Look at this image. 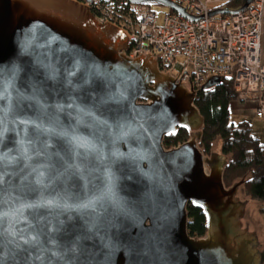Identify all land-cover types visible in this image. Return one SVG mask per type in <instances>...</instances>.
<instances>
[{
	"label": "water",
	"instance_id": "1",
	"mask_svg": "<svg viewBox=\"0 0 264 264\" xmlns=\"http://www.w3.org/2000/svg\"><path fill=\"white\" fill-rule=\"evenodd\" d=\"M128 46L75 0H0V264H264L245 179L226 186L228 157L200 147L197 90Z\"/></svg>",
	"mask_w": 264,
	"mask_h": 264
},
{
	"label": "built area",
	"instance_id": "2",
	"mask_svg": "<svg viewBox=\"0 0 264 264\" xmlns=\"http://www.w3.org/2000/svg\"><path fill=\"white\" fill-rule=\"evenodd\" d=\"M75 1L101 23L125 33L129 46L124 53L132 58L152 55L177 83L196 89L208 82L209 74L232 77L238 99L256 101V116L264 121V0H254L241 12L214 16L216 8L209 4L220 0H169L197 19L169 8L162 11V25L151 7L158 2Z\"/></svg>",
	"mask_w": 264,
	"mask_h": 264
},
{
	"label": "trees",
	"instance_id": "3",
	"mask_svg": "<svg viewBox=\"0 0 264 264\" xmlns=\"http://www.w3.org/2000/svg\"><path fill=\"white\" fill-rule=\"evenodd\" d=\"M245 0H228L220 4L216 10H237ZM211 83L206 86L207 83ZM200 88H196L195 105L204 118L200 147L206 155L214 149L228 157L225 167L224 182L231 186L245 179L238 195L251 202L264 203V141L253 133L248 121L231 122V104L238 99L230 76L212 77ZM190 132L180 128L177 134H171L164 140L166 148L178 146L189 138ZM264 212V209H262ZM190 236H204L206 219L203 211L188 206Z\"/></svg>",
	"mask_w": 264,
	"mask_h": 264
},
{
	"label": "rangeland",
	"instance_id": "4",
	"mask_svg": "<svg viewBox=\"0 0 264 264\" xmlns=\"http://www.w3.org/2000/svg\"><path fill=\"white\" fill-rule=\"evenodd\" d=\"M228 1V0H221ZM210 8H216L218 3L209 4ZM151 7L157 13V24L162 25V11H168L169 8L162 4H152ZM213 76L209 74L207 79H211ZM257 102L254 100L241 101L236 99L231 104V122L248 121L252 125L253 133L264 141V121L256 116ZM213 152H219L214 149ZM242 200H245L241 198ZM264 203L255 201L248 205L247 213L245 217V224L259 237L261 243V250L264 249Z\"/></svg>",
	"mask_w": 264,
	"mask_h": 264
},
{
	"label": "snow or ice",
	"instance_id": "5",
	"mask_svg": "<svg viewBox=\"0 0 264 264\" xmlns=\"http://www.w3.org/2000/svg\"><path fill=\"white\" fill-rule=\"evenodd\" d=\"M3 93L0 92V96H2ZM4 160V157L2 155H0V163H2ZM2 184H3V174L0 173V202H2V198H3V190H2ZM6 213L0 212V246L3 245L4 243V229L2 228V224H3V220L5 217ZM9 236H12L11 233L8 234ZM35 239H37L36 237H33L32 240L35 241ZM17 242H18V238H17ZM2 259V258H0ZM27 260V257L25 258ZM36 259H42L41 257L37 256Z\"/></svg>",
	"mask_w": 264,
	"mask_h": 264
},
{
	"label": "crops",
	"instance_id": "6",
	"mask_svg": "<svg viewBox=\"0 0 264 264\" xmlns=\"http://www.w3.org/2000/svg\"><path fill=\"white\" fill-rule=\"evenodd\" d=\"M223 2H225V1H223ZM223 2H221V0H220V2L218 3V6H219L220 4H222ZM218 6H216V8H217Z\"/></svg>",
	"mask_w": 264,
	"mask_h": 264
}]
</instances>
